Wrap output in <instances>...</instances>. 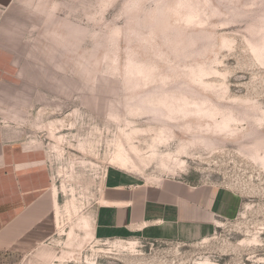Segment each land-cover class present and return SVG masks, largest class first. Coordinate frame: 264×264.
Masks as SVG:
<instances>
[{"label":"rangeland","instance_id":"rangeland-1","mask_svg":"<svg viewBox=\"0 0 264 264\" xmlns=\"http://www.w3.org/2000/svg\"><path fill=\"white\" fill-rule=\"evenodd\" d=\"M5 12L18 73L0 110L41 149L57 198L34 264H264V0H16ZM133 165L144 181L231 190L239 212L202 241L94 239L107 170Z\"/></svg>","mask_w":264,"mask_h":264},{"label":"crops","instance_id":"crops-1","mask_svg":"<svg viewBox=\"0 0 264 264\" xmlns=\"http://www.w3.org/2000/svg\"><path fill=\"white\" fill-rule=\"evenodd\" d=\"M15 1L0 0V104L8 97L10 74L17 72L5 12ZM19 133L0 110V264L9 258L34 264L57 232L50 168L41 149L21 141ZM240 206L231 190L181 179L144 181L112 167L95 210L94 239L202 241L213 236L218 223L234 218Z\"/></svg>","mask_w":264,"mask_h":264},{"label":"bare ground","instance_id":"bare-ground-1","mask_svg":"<svg viewBox=\"0 0 264 264\" xmlns=\"http://www.w3.org/2000/svg\"><path fill=\"white\" fill-rule=\"evenodd\" d=\"M127 159H128V158H127ZM134 170H136V166H135V165H133V167H131V169H130L129 172H132V171H134Z\"/></svg>","mask_w":264,"mask_h":264}]
</instances>
